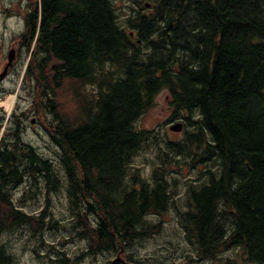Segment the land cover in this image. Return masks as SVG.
Returning a JSON list of instances; mask_svg holds the SVG:
<instances>
[{
  "label": "trees",
  "instance_id": "16d2710c",
  "mask_svg": "<svg viewBox=\"0 0 264 264\" xmlns=\"http://www.w3.org/2000/svg\"><path fill=\"white\" fill-rule=\"evenodd\" d=\"M135 2L121 19L114 0H30L15 37L21 85L36 95L61 168L23 139L28 110L0 115V264H17L6 237L23 229L36 257L71 264L44 236L61 224L50 195L62 190L70 238L84 243L77 257L139 261L130 248L160 229L150 216L176 203L163 162L149 178L130 168L152 138L136 122L162 89L184 127L167 150L204 164L178 214L184 238L207 260L238 248L248 264H264V0ZM21 185L34 196L23 198L42 194L40 210L12 198Z\"/></svg>",
  "mask_w": 264,
  "mask_h": 264
},
{
  "label": "rangeland",
  "instance_id": "374dc122",
  "mask_svg": "<svg viewBox=\"0 0 264 264\" xmlns=\"http://www.w3.org/2000/svg\"><path fill=\"white\" fill-rule=\"evenodd\" d=\"M114 3L121 19L128 16L132 8L138 6L135 0H114ZM29 4L30 0H0V73L6 64L9 49H15L14 61L5 77L0 80V93L8 89H14V93L0 98V115L8 117L13 110L16 113L28 110L26 118L22 117L25 127L23 139L34 145L43 156L50 158L55 167L60 169L58 148L53 144L43 126L44 114L37 112L34 107L36 95L28 90L27 85L24 88L21 85L25 65L23 66L22 63L23 52L15 37L24 28V15ZM172 114L173 107L169 92L162 89L155 95L153 105L136 122L137 128L151 131L152 138L148 140V145L142 147L133 157L131 171H137L141 177L149 178L153 167L163 162L164 168L168 170L170 181L176 188V203L174 195V202L165 213L150 216V223L153 225L160 222V229L158 233L141 238L130 248L132 257L139 260L134 264H248L238 248L224 250L212 260L201 258L195 253L194 246L184 238L178 214L186 208V189L191 183L189 181L195 179V175L199 169L204 168V164L199 163V169L197 166L189 167L185 163L187 158L175 155L173 150H167L166 142L175 143L181 140L184 132L183 126L180 131L170 129L172 125L181 122L170 119ZM64 177L63 173L61 177L63 184H65ZM26 191L29 196H33V192L26 189L24 185L13 189L11 196L15 201L20 199L22 204H18L26 211L40 210L44 205L42 194L36 195V199L32 200L29 196L23 198ZM50 203L53 217L61 224L54 233L50 231L45 233L47 240L45 241L51 245L48 244V247L65 250L67 252L65 257L72 259L71 264H105L110 256L108 254H99L95 258L85 255L77 257L84 243L70 238L71 231L68 225L72 217L64 190L60 194L50 195ZM19 231L15 230L6 237L7 244L17 259V264H51L46 261V258L41 259V255L36 257L32 253L31 249L35 243L33 239L30 240L29 232L26 229ZM46 248L42 247L40 254L45 255ZM50 256L54 257V254L51 253Z\"/></svg>",
  "mask_w": 264,
  "mask_h": 264
},
{
  "label": "water",
  "instance_id": "95a60500",
  "mask_svg": "<svg viewBox=\"0 0 264 264\" xmlns=\"http://www.w3.org/2000/svg\"><path fill=\"white\" fill-rule=\"evenodd\" d=\"M14 58H15V50L13 48H11V49H9V51L7 53V61H6V64L4 65L3 70L0 73V80L2 78H4L5 75L7 74V71L9 69V67L12 65V63L14 61ZM31 122L33 123L34 120L32 119ZM181 126H182L181 123H176L175 125H172L170 127V129L173 130V131H180L181 130Z\"/></svg>",
  "mask_w": 264,
  "mask_h": 264
}]
</instances>
